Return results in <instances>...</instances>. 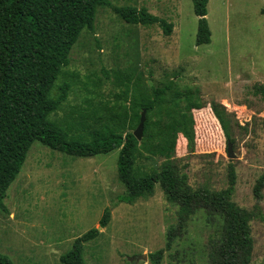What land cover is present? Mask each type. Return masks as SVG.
I'll list each match as a JSON object with an SVG mask.
<instances>
[{
    "label": "rangeland",
    "instance_id": "obj_1",
    "mask_svg": "<svg viewBox=\"0 0 264 264\" xmlns=\"http://www.w3.org/2000/svg\"><path fill=\"white\" fill-rule=\"evenodd\" d=\"M115 8L147 9L174 24L171 36L159 25L126 23L113 8L98 6L92 29L85 28L70 53V65L58 84L69 83L67 99L50 119L70 130L77 110L88 100L115 98L118 89L103 69L131 67L126 122L114 127L124 136L138 128L141 104L151 86L175 82L180 91L199 89L207 107L153 118L135 149L134 175L143 177L172 163L188 172L194 188L228 187V167L236 166L235 202L252 222L251 264H264V192L258 203L254 186L264 173V0H209L206 16L211 43L197 46L198 17L193 0H109ZM216 103L225 126L215 116ZM193 141L194 152L189 141ZM228 143L236 158L228 157ZM134 155V156H135ZM119 152L75 158L35 142L0 208V254L13 264H64L75 241L90 230L99 237L86 244V264H152L149 255L164 252L161 264H208L207 243L216 227L198 212L186 234L167 250V233L178 207L157 186L154 197L135 204L119 202L126 191L117 172ZM111 220L100 226L107 209Z\"/></svg>",
    "mask_w": 264,
    "mask_h": 264
},
{
    "label": "trees",
    "instance_id": "obj_2",
    "mask_svg": "<svg viewBox=\"0 0 264 264\" xmlns=\"http://www.w3.org/2000/svg\"><path fill=\"white\" fill-rule=\"evenodd\" d=\"M208 2L193 0L194 13L199 19L197 46L211 43L212 33L206 18ZM98 6L113 8L128 24L159 25L166 36L172 35L174 24L150 14L147 9L115 8L109 0H0V208L6 211L8 190L35 142L75 158L118 151V179L126 191L119 202L135 204L138 200H148L154 197L158 186L166 200L178 207L177 222L167 233V250L186 234L193 216L203 212L207 223L216 227L207 243L208 264H251L252 222L260 218L261 209L257 204L248 210L235 202L238 176L233 163L228 167V187L219 191L194 188L188 172H182L172 163H164L159 171L143 177L134 175L135 149L140 141L133 133L124 136L114 127L126 122L131 87L137 76L135 68L103 69V76L114 81L118 94L115 98L86 101L77 110L70 130L62 129L50 119L68 97L70 85L58 84L59 78L70 65V53L81 31L92 29ZM256 89L264 99V85ZM150 92L149 102L140 105L142 111H147L143 138L150 115L168 116L169 112L179 110L189 115L207 107L199 89L180 91L175 82L153 85ZM211 108L224 127L216 103ZM189 143L190 151L194 152L193 141ZM263 192L264 173L254 186L258 203ZM110 220L108 208L100 226L106 228ZM99 235L93 229L78 238L73 248L62 256V263L86 264L85 246ZM163 256L164 252L159 251L149 255V260L161 264ZM0 264L13 262L0 254Z\"/></svg>",
    "mask_w": 264,
    "mask_h": 264
},
{
    "label": "water",
    "instance_id": "obj_3",
    "mask_svg": "<svg viewBox=\"0 0 264 264\" xmlns=\"http://www.w3.org/2000/svg\"><path fill=\"white\" fill-rule=\"evenodd\" d=\"M147 120V111L143 110L142 114H141V119H140V123L138 128L135 130V132L133 133V135L135 136V138L138 141H142L143 139V135H144V131H145V123ZM228 157L233 160L236 158V154L234 153V149H233V144L232 143H228Z\"/></svg>",
    "mask_w": 264,
    "mask_h": 264
}]
</instances>
